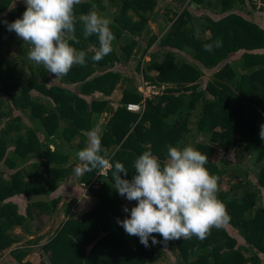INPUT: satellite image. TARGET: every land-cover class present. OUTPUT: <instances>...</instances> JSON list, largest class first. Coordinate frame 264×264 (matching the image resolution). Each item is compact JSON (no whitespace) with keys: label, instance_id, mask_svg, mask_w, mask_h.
<instances>
[{"label":"trees","instance_id":"obj_1","mask_svg":"<svg viewBox=\"0 0 264 264\" xmlns=\"http://www.w3.org/2000/svg\"><path fill=\"white\" fill-rule=\"evenodd\" d=\"M256 1L264 5L82 0L80 42L70 43L87 53L86 66L55 79L3 23L22 17L23 0H0V264H264V21L251 16ZM93 5L115 35L114 51L99 62L91 60L98 37L85 40L80 21ZM217 39L222 47L204 51ZM131 56L135 66L125 69ZM141 77L164 87L130 110L142 98ZM93 128L102 154L129 170L124 179L146 150L161 161L169 146L208 155L230 219L203 241L165 243L154 234L158 243L145 247L117 223L137 202L118 194L111 171L75 174ZM69 179L91 197L82 208L74 188L61 192Z\"/></svg>","mask_w":264,"mask_h":264},{"label":"clouds","instance_id":"obj_2","mask_svg":"<svg viewBox=\"0 0 264 264\" xmlns=\"http://www.w3.org/2000/svg\"><path fill=\"white\" fill-rule=\"evenodd\" d=\"M81 2L23 0L26 10L22 17L11 23L3 21L8 31L15 32L18 38L31 46L27 53L28 59L42 65L55 79L67 75L73 66H86L87 53L70 43L80 42L75 36V6ZM80 21L85 40L93 35L98 37L99 46L94 49L91 60L99 62L110 55L114 51L115 40L110 27L112 21L99 13L95 5L87 14L80 16ZM222 43V40L217 39L214 44H204L203 49L212 52L214 47H222ZM147 84L153 85L152 89L156 91L149 89L150 94L144 96L142 88H146ZM138 85L143 105L147 97L164 87L163 84L150 83L143 77L139 79ZM259 137L264 141V124L260 126ZM102 153L105 150L100 130L93 128L87 133L86 146L76 154L80 163L74 169L75 174L83 176L94 170L101 174L105 170L111 171L118 194L128 201L137 202L130 210L124 207V212L130 211V216L117 223L126 234L138 237L145 247L149 246L150 238L152 244L158 243L154 234L162 236L165 243L170 240H191L193 236L203 241L213 228H220L230 219L226 204L218 199L219 177L210 174L205 167L209 162L208 155L193 146L182 149L169 146L165 161H161L150 150L144 151L132 164L134 175L131 180L121 176V173L124 176L129 173L123 163L117 161L113 164ZM79 185L84 194L78 193V198L85 195L86 187L82 183Z\"/></svg>","mask_w":264,"mask_h":264},{"label":"rangeland","instance_id":"obj_3","mask_svg":"<svg viewBox=\"0 0 264 264\" xmlns=\"http://www.w3.org/2000/svg\"><path fill=\"white\" fill-rule=\"evenodd\" d=\"M255 12H253L251 14L252 17H258L261 21H264V5H259V2L256 1V4H255ZM159 18V16H158ZM149 24L150 26L152 27V30L153 32H158L157 30V26H156V22L155 21H152L150 20L149 21ZM146 42L144 41L141 45L144 46ZM134 57V56H133ZM132 56L128 59L127 63L122 66L124 67L125 69H132L134 66H135V62L136 60L133 58ZM136 58V57H135ZM152 73H155L156 70H152L151 71ZM141 83V82H140ZM71 185V186H70ZM69 185V182H63L61 183V192H65V193H68V192H71L72 189L74 188L76 192H78L79 194H84V190L81 188V186L78 184H70ZM91 197L88 196V195H82L80 198H78L77 200V205L79 208H82L83 206H85V204H87L89 201H90ZM59 216H62V211L59 210Z\"/></svg>","mask_w":264,"mask_h":264},{"label":"built area","instance_id":"obj_4","mask_svg":"<svg viewBox=\"0 0 264 264\" xmlns=\"http://www.w3.org/2000/svg\"><path fill=\"white\" fill-rule=\"evenodd\" d=\"M151 87V88H150ZM154 86L153 85H149L147 84L146 88H142V91H143V95L144 96H147L150 94V91L149 89L152 91V92H155L156 90L152 89ZM143 106V100H141V102H130L127 104V107L129 109H132V110H139L141 107Z\"/></svg>","mask_w":264,"mask_h":264}]
</instances>
